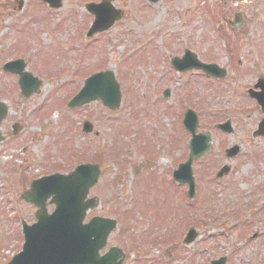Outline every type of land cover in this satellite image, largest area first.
Here are the masks:
<instances>
[{
    "label": "rangeland",
    "instance_id": "obj_1",
    "mask_svg": "<svg viewBox=\"0 0 264 264\" xmlns=\"http://www.w3.org/2000/svg\"><path fill=\"white\" fill-rule=\"evenodd\" d=\"M61 1L59 9L49 11L41 0H0V67L4 61L20 57L24 49L33 52L38 47L30 60L34 73L44 80L37 94L24 98L16 78L0 69V98L10 106L1 129L9 132L13 121L23 124L14 139L0 144V262L18 248L20 220L34 221L35 209L17 200L29 180L56 169L71 170L73 166H69L84 157L101 170L98 183L89 192V197H98L99 206L88 212L87 219L94 215L117 219L106 248L122 247V264H208L223 255H228L226 264H264V139L250 137L258 114L255 109L244 114L229 108L231 114L220 116L215 105L221 103H215L214 93L209 92L212 86L203 83L199 88L198 79L196 83L190 79L189 86L177 73L170 72V56L186 47L206 62L233 64L234 77L228 76L227 81L233 92L247 87L257 74L245 66L254 63L257 55L253 57L252 51L245 54L250 61L240 71L235 69L236 59L242 61L245 39L256 47L255 51L264 53V0L227 5L246 13L249 21V29L240 38L244 41L237 46L238 57L232 61L228 50L235 44L220 43L214 25L229 9L219 7L214 0H159L155 4L114 0L113 5L123 10L122 19L96 35L99 37L86 52L80 43L92 20L83 6L87 0ZM224 32L228 33L225 25L219 30ZM260 40L262 48H258ZM102 70L111 71L120 85L118 109L109 111L100 102H93L67 111L66 97L77 91L87 75ZM62 80L67 83L56 86ZM165 88L172 92L164 102L161 96ZM187 89L202 99L206 89L210 99L207 106L193 98L192 102L200 113L199 129L209 130L213 138L209 155L194 166L198 180V198L194 200L187 199L184 185L178 187L171 180L176 163L187 156L183 141L188 135L179 124V109H174L181 92ZM221 90L224 92L218 100L228 103L226 106L241 102L236 93L227 92L226 86ZM39 107L43 108L37 111ZM224 116L233 118L232 135L213 129ZM83 119L93 123L94 131L89 135L80 131ZM234 144L241 147V152L230 161L224 149ZM97 157L101 160H92ZM223 164L232 167L224 183L223 177L215 178ZM210 190L213 201L202 202V196ZM237 208L241 213L238 217L226 216L227 211ZM238 218L249 221L246 237H239L238 229L231 228L233 222H240ZM190 227L200 236L185 247L181 241ZM231 230L229 235L222 234ZM177 241L178 246L170 248ZM166 248H170V260Z\"/></svg>",
    "mask_w": 264,
    "mask_h": 264
},
{
    "label": "water",
    "instance_id": "obj_2",
    "mask_svg": "<svg viewBox=\"0 0 264 264\" xmlns=\"http://www.w3.org/2000/svg\"><path fill=\"white\" fill-rule=\"evenodd\" d=\"M47 1L50 3V5L55 7H58L60 4V0ZM110 1L111 0H103L100 4H91L88 6V9L95 15L94 26L92 27L90 34L108 29L113 24V22L120 17V13L113 9V7L110 5ZM151 1L154 2L156 0ZM190 58L188 57L186 62L184 58L182 59V65H184L183 68L187 66H195L197 64L191 56ZM178 64L179 62L176 63L177 66ZM106 75L107 80L105 82L108 83V79L110 81L109 89L104 87L103 83L105 82L98 80L99 78H102L101 75H95L86 81L84 88L71 100L69 106L80 105L89 101L90 99L92 100L93 98L98 97L109 107H117L119 102L118 86L112 79L111 74L106 73ZM25 76V74L21 75V79L19 80L20 85H23V82L28 84ZM260 102L263 103L262 100H260ZM5 113V104L0 102V121L5 116ZM193 122L194 121L192 119L188 121V124L191 128L193 127ZM206 142L207 140H204L199 136L195 137L193 149L198 152L197 155L205 152L207 148ZM192 154L193 153H191V155ZM189 160H191V157ZM185 166L188 167L189 164L186 163ZM92 169L95 168L92 167ZM85 173L86 171L84 169L79 168L69 176H60L63 180H60L58 177H56L57 180H55V177L46 179L41 185L42 199L40 198V193L38 196V187L36 186V184H39L40 181L34 182L32 184L31 191L26 193V196L24 197L26 200L34 203L39 208L36 213L38 222L32 227L27 228L30 231L26 232L25 234L26 240L22 251L13 258L10 264H66L65 262L67 260L71 261V264H106L108 260V263L112 261L110 260L112 255H108L107 257H98L97 250L94 251L98 243L95 245V247L89 249L90 257L88 260L82 259L85 255V252L87 251L86 232L76 226V219L80 211L86 210L93 202V200L84 202V197L86 196L89 187L96 182L98 171H92L93 176L90 174L84 182H81L82 184L77 186L73 187L69 182H79ZM182 176L183 174H180L178 171L174 173V177H177L180 180H182ZM190 189L192 190V186ZM33 191H35V195L33 194ZM51 194H53L52 202L56 204V208L55 211L49 216L46 215L44 204L42 205V200ZM82 213L83 212H81V215ZM36 232H40V237L42 238L41 243L37 242V236L35 234ZM52 232L54 238L51 237ZM107 233L108 231L102 235V242L99 247L104 245V239ZM59 234H62L64 240L63 247H60V241L55 242V238ZM191 237L192 236H190V238ZM59 247L62 252L61 254L65 256L66 260H63V257H60L61 254L59 252H55V255L51 253L53 256L51 260H47L45 258V254H47L49 251L51 252V249ZM69 247L71 248L70 254L68 251Z\"/></svg>",
    "mask_w": 264,
    "mask_h": 264
},
{
    "label": "flooded vegetation",
    "instance_id": "obj_3",
    "mask_svg": "<svg viewBox=\"0 0 264 264\" xmlns=\"http://www.w3.org/2000/svg\"><path fill=\"white\" fill-rule=\"evenodd\" d=\"M252 84H253V82H252Z\"/></svg>",
    "mask_w": 264,
    "mask_h": 264
}]
</instances>
